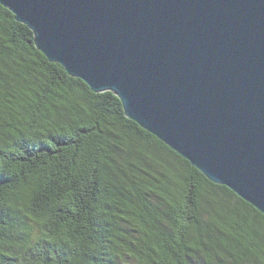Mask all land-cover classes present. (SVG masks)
I'll return each instance as SVG.
<instances>
[{
	"label": "trees",
	"instance_id": "1",
	"mask_svg": "<svg viewBox=\"0 0 264 264\" xmlns=\"http://www.w3.org/2000/svg\"><path fill=\"white\" fill-rule=\"evenodd\" d=\"M264 264V215L49 62L0 5V264Z\"/></svg>",
	"mask_w": 264,
	"mask_h": 264
},
{
	"label": "water",
	"instance_id": "2",
	"mask_svg": "<svg viewBox=\"0 0 264 264\" xmlns=\"http://www.w3.org/2000/svg\"><path fill=\"white\" fill-rule=\"evenodd\" d=\"M33 44L264 215V0H0Z\"/></svg>",
	"mask_w": 264,
	"mask_h": 264
},
{
	"label": "rangeland",
	"instance_id": "3",
	"mask_svg": "<svg viewBox=\"0 0 264 264\" xmlns=\"http://www.w3.org/2000/svg\"><path fill=\"white\" fill-rule=\"evenodd\" d=\"M118 264H136L131 258L124 257L122 260L118 261Z\"/></svg>",
	"mask_w": 264,
	"mask_h": 264
}]
</instances>
